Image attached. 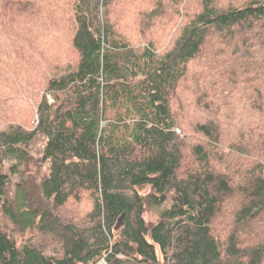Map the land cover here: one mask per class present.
<instances>
[{
	"label": "trees",
	"instance_id": "trees-1",
	"mask_svg": "<svg viewBox=\"0 0 264 264\" xmlns=\"http://www.w3.org/2000/svg\"><path fill=\"white\" fill-rule=\"evenodd\" d=\"M233 1L0 0V264H264V0Z\"/></svg>",
	"mask_w": 264,
	"mask_h": 264
},
{
	"label": "rangeland",
	"instance_id": "rangeland-1",
	"mask_svg": "<svg viewBox=\"0 0 264 264\" xmlns=\"http://www.w3.org/2000/svg\"><path fill=\"white\" fill-rule=\"evenodd\" d=\"M243 0H235L233 1V4L236 5V4H240ZM130 9V7H128ZM133 9V8H132ZM113 12H114V15L111 17V22L113 23V26L115 28H117L118 30H121V32L123 34H125L127 37H129L132 41L135 37V32H134V29L133 27L131 26V24H129V20H128V12L129 11H126V10H117V8H114L113 9ZM160 36L163 38L165 37L163 34H160ZM156 42H159L160 45L159 47L161 49H165L167 46H168V42H169V39L166 40L165 43L161 42L160 40L159 41H156ZM133 43V42H132ZM61 46L58 45V49L60 48ZM218 91H221V92H224L223 90H220V89H217ZM222 99L223 101H225L224 99V94H222ZM50 100V99H49ZM51 101V100H50ZM208 105H212L209 104ZM213 110V113L215 112V109H212ZM235 113L233 112H229V115L230 117H232ZM209 115V112H206V113H203L202 112V116H208ZM222 124H223V121H222ZM223 135H224V132H223ZM225 135H226V132H225ZM194 136V137H193ZM192 136V142L196 143L198 142V140L201 139V136L199 134L196 135V132H194V135ZM98 264H105L104 261H100Z\"/></svg>",
	"mask_w": 264,
	"mask_h": 264
},
{
	"label": "water",
	"instance_id": "water-1",
	"mask_svg": "<svg viewBox=\"0 0 264 264\" xmlns=\"http://www.w3.org/2000/svg\"><path fill=\"white\" fill-rule=\"evenodd\" d=\"M120 222H121V219H119L118 224H117V227L119 226Z\"/></svg>",
	"mask_w": 264,
	"mask_h": 264
},
{
	"label": "built area",
	"instance_id": "built-area-1",
	"mask_svg": "<svg viewBox=\"0 0 264 264\" xmlns=\"http://www.w3.org/2000/svg\"><path fill=\"white\" fill-rule=\"evenodd\" d=\"M176 133H179V131H178V130H176Z\"/></svg>",
	"mask_w": 264,
	"mask_h": 264
}]
</instances>
